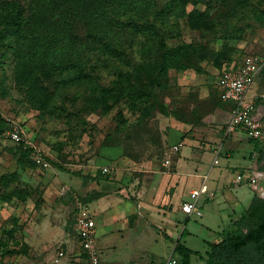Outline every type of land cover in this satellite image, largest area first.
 <instances>
[{
	"label": "rangeland",
	"instance_id": "1",
	"mask_svg": "<svg viewBox=\"0 0 264 264\" xmlns=\"http://www.w3.org/2000/svg\"><path fill=\"white\" fill-rule=\"evenodd\" d=\"M31 2L0 0V264L8 259L13 264H53L60 238L75 237L73 219L84 205L98 206L111 217L107 237L114 239L100 240L106 242L100 244L102 257L108 252L119 257L109 264H162L180 240L196 251L190 264H204L209 244L228 224L224 217L238 216L253 190L243 182L225 200L219 195L205 200V185L197 202L202 215L185 220L180 203L191 180L167 179L171 167L163 163L173 145L207 129L206 119L220 106L214 91L219 71L239 66L246 55L264 62V0L188 3L187 11L205 14L209 28L193 30L185 16L178 17L165 42L166 47L190 45L187 58L158 75L165 48L140 54L131 36L123 61L104 55L96 60L89 54L85 65L98 69L94 79L68 88L44 80L41 91L48 100L40 106L18 70L25 69L21 53L32 46V35L20 29L21 39L9 22L15 10ZM84 26L77 22L74 43L77 37L89 39ZM261 69L264 91V65ZM96 84L111 90L100 104L92 98L91 85ZM12 121L44 149L47 169L34 165L6 134ZM172 222L180 232L186 229L182 239L166 236ZM144 227L148 239L140 234L131 239L132 229Z\"/></svg>",
	"mask_w": 264,
	"mask_h": 264
},
{
	"label": "trees",
	"instance_id": "2",
	"mask_svg": "<svg viewBox=\"0 0 264 264\" xmlns=\"http://www.w3.org/2000/svg\"><path fill=\"white\" fill-rule=\"evenodd\" d=\"M201 1L204 0H32L26 9L18 8L9 17L20 38V29L29 34L27 37L32 35V46L21 53L26 57L25 69L18 68L20 76L32 89L30 98L37 106L48 100L44 98L45 91H41L44 80L52 87L68 88L94 79L98 69L93 65L87 69L85 65L90 55L96 60L100 55L107 59L125 60L126 40L131 36L135 38L140 54H154L156 50L165 48L158 75L164 73L182 56L187 58V49H192L184 43L175 47L165 45L177 18L185 16L193 30L209 28L203 12L195 8L186 9V4ZM170 17L173 22L168 21ZM81 20L87 26L84 27L89 39L77 37L78 42L74 43L71 38L75 36L74 30ZM65 38L68 43L63 42ZM117 77L121 78L123 74L117 73ZM91 89L97 104L103 102L107 92H111L98 84L91 85ZM132 98L136 100L135 96ZM255 144L260 149L259 142L255 141ZM18 145L31 159V149ZM184 234L185 230L181 236ZM209 246L204 264H264V199L254 195L241 217L222 231V239ZM195 252L177 241L173 249L177 256L176 264H190V256Z\"/></svg>",
	"mask_w": 264,
	"mask_h": 264
},
{
	"label": "crops",
	"instance_id": "3",
	"mask_svg": "<svg viewBox=\"0 0 264 264\" xmlns=\"http://www.w3.org/2000/svg\"><path fill=\"white\" fill-rule=\"evenodd\" d=\"M242 60L240 64L242 63ZM261 70L259 71V73L261 72ZM259 73L253 79L251 87L247 91L246 97L248 100H253L255 102L253 116L262 125L263 139L261 141H257L259 142L260 149H257L254 140L248 139L245 136V133L241 128H234L229 132L225 131L226 124L230 118L233 103L231 101H221L219 99L214 81V91L217 100L220 103V106L217 107L215 111L206 119L208 121V124L207 129L204 131L203 135L196 136L193 139L183 140L181 148L176 153H174L177 154V158L172 159L170 156V163L169 165H167V167L171 168L169 169V171L165 172V177H167V179H180V183L182 182L183 184H186L187 179L191 180L187 195L183 197L181 203L188 199V195L191 191L199 190L205 185V200L212 199L213 197L218 195V197L222 199L226 197L228 191H237V189L239 188L238 186H240L243 182H245V184H247V186H249V188L253 190L249 183V176L254 172L259 174L258 181L260 183V191L253 190V193L248 196L247 203H250L254 195H257L258 197L264 199V98L260 97V95H264V91L259 85ZM216 148H219L220 152L217 158L218 161L214 164V149ZM221 160L222 164H220ZM254 192H256V194ZM201 193L202 192H200L198 195L197 202ZM223 200H225V198ZM233 203V206L237 207V201H234L233 199ZM87 206L84 205L81 207L88 208ZM90 207L91 210H89L92 213L96 223L95 242L100 256V264H109V261L112 262V259H118L119 257L116 255V253L113 252H108L102 257V249L100 244H105L106 242H102L100 240L114 239L107 237L108 234L111 233V217L106 218L105 210L99 208L98 206ZM197 207L200 210L198 204ZM246 207L240 210L241 212L238 216H230V214H227L224 217L228 222L225 229H228L233 221H237L241 217V214ZM190 216L191 215H185V220ZM222 218L223 217L220 216V221H222ZM170 227L171 228H169V231L171 232L166 233V236L169 239H182L181 232L183 230L186 231V229L183 228L180 232L178 230V224L176 222H172ZM225 229L222 228L218 232V236L216 239H222L221 234ZM129 234L131 239H138L137 237L139 234L141 239H148L149 231L147 227H144V230L134 228L129 232ZM155 236L158 238V235ZM60 239L61 240L57 244L58 248L66 250L72 259L75 256L80 255L79 242L76 235L73 238L62 236ZM212 243L215 242L213 241ZM169 257L175 258L177 261V256H174L173 251L170 253ZM169 257H167L165 261L162 262V264H165ZM81 264L85 263L82 261Z\"/></svg>",
	"mask_w": 264,
	"mask_h": 264
},
{
	"label": "built area",
	"instance_id": "4",
	"mask_svg": "<svg viewBox=\"0 0 264 264\" xmlns=\"http://www.w3.org/2000/svg\"><path fill=\"white\" fill-rule=\"evenodd\" d=\"M263 65L264 62L261 59H257L252 55H246L239 66L235 68H224L219 71L215 80V88L219 99L233 103L230 118L225 127L226 132L234 128H241L248 139L254 141H261L263 139L262 125L253 116L255 102L248 100L246 97L253 79ZM260 97L264 98V95H260ZM6 134L12 141L22 144L23 148L31 149L30 157L36 166L42 169L49 167L44 149L26 137L20 124L14 121L9 123ZM181 145H173L171 147L168 152V158L163 163L165 166L169 165L171 154L176 153ZM219 152V148L214 149V164L218 161ZM104 171L108 170L104 169ZM258 178L259 174L255 172L249 176V183L255 191H260ZM202 191L203 188L201 187L199 190H193L189 193L188 199L180 205L182 213L185 215H201L197 207V198ZM73 225L75 235L79 242L80 255L72 259L66 250L57 248L53 258V264H81L82 261L85 264H100V256L95 242L96 223L90 210L86 207H80L75 214ZM176 263L175 258L169 257L165 264ZM3 264H13V262L8 259L3 261Z\"/></svg>",
	"mask_w": 264,
	"mask_h": 264
}]
</instances>
